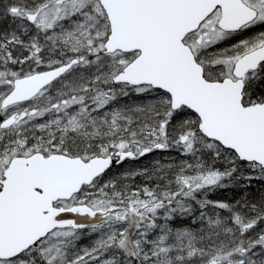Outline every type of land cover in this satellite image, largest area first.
Wrapping results in <instances>:
<instances>
[{"label":"snow or ice","instance_id":"snow-or-ice-1","mask_svg":"<svg viewBox=\"0 0 264 264\" xmlns=\"http://www.w3.org/2000/svg\"><path fill=\"white\" fill-rule=\"evenodd\" d=\"M0 264H264V0H0Z\"/></svg>","mask_w":264,"mask_h":264},{"label":"trees","instance_id":"trees-1","mask_svg":"<svg viewBox=\"0 0 264 264\" xmlns=\"http://www.w3.org/2000/svg\"><path fill=\"white\" fill-rule=\"evenodd\" d=\"M259 187V184H255L252 191L255 192L256 188ZM235 195H237L236 192L232 189H224L219 190L211 195V198L214 200H229L232 199Z\"/></svg>","mask_w":264,"mask_h":264}]
</instances>
